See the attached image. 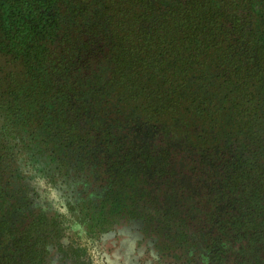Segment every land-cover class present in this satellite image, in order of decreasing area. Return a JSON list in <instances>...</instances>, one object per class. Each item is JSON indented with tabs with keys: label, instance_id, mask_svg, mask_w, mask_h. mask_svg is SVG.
Returning a JSON list of instances; mask_svg holds the SVG:
<instances>
[{
	"label": "trees",
	"instance_id": "obj_1",
	"mask_svg": "<svg viewBox=\"0 0 264 264\" xmlns=\"http://www.w3.org/2000/svg\"><path fill=\"white\" fill-rule=\"evenodd\" d=\"M131 219L264 264V0H0V264H109Z\"/></svg>",
	"mask_w": 264,
	"mask_h": 264
},
{
	"label": "rangeland",
	"instance_id": "obj_2",
	"mask_svg": "<svg viewBox=\"0 0 264 264\" xmlns=\"http://www.w3.org/2000/svg\"><path fill=\"white\" fill-rule=\"evenodd\" d=\"M141 228L142 223L139 220L126 225L122 228L124 236L118 241L117 245L102 244L103 256L101 257L107 256L108 259L106 260L109 261V264H178L174 259L158 253L159 247L156 245L160 240L158 234L152 233L149 235L150 243L141 241ZM110 246L111 251L108 249ZM61 264L63 263L61 262ZM184 264L192 263L186 262Z\"/></svg>",
	"mask_w": 264,
	"mask_h": 264
},
{
	"label": "flooded vegetation",
	"instance_id": "obj_3",
	"mask_svg": "<svg viewBox=\"0 0 264 264\" xmlns=\"http://www.w3.org/2000/svg\"><path fill=\"white\" fill-rule=\"evenodd\" d=\"M135 220H139V219H131L128 223H126V224H123V227L122 228H124L126 225H130L131 224V222L132 221H135ZM140 222H141V220H139ZM142 223V222H141ZM142 226H143V224H142ZM122 230V237L124 236V232H123V229H121ZM141 231H142V228H141ZM151 234V233H150ZM149 234V235H150ZM142 238H141V241L143 240L144 242H148V243H150V241H149V239H150V237H149V235L148 236H144L143 235V232H142ZM152 241V240H151ZM153 242V241H152ZM154 243V242H153ZM152 244V243H151ZM200 262H202V260H197L195 263L196 264H199Z\"/></svg>",
	"mask_w": 264,
	"mask_h": 264
}]
</instances>
